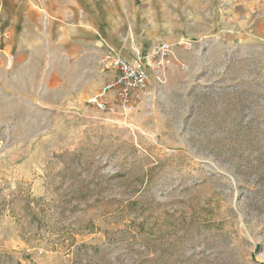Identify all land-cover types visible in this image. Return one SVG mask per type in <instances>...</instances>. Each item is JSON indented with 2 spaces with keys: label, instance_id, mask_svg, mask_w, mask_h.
I'll return each mask as SVG.
<instances>
[{
  "label": "rangeland",
  "instance_id": "obj_1",
  "mask_svg": "<svg viewBox=\"0 0 264 264\" xmlns=\"http://www.w3.org/2000/svg\"><path fill=\"white\" fill-rule=\"evenodd\" d=\"M142 3L172 54L131 113L87 104L108 49L0 36V264H264V0Z\"/></svg>",
  "mask_w": 264,
  "mask_h": 264
},
{
  "label": "crops",
  "instance_id": "obj_2",
  "mask_svg": "<svg viewBox=\"0 0 264 264\" xmlns=\"http://www.w3.org/2000/svg\"><path fill=\"white\" fill-rule=\"evenodd\" d=\"M143 1L0 0V36L15 38L12 43L21 50L27 37L35 36L33 32H47L62 46L57 53L65 61L83 60L98 48L131 60L134 52L151 49L145 50L149 37L145 39L140 32H159L153 23L158 11ZM166 32L174 31L168 28Z\"/></svg>",
  "mask_w": 264,
  "mask_h": 264
},
{
  "label": "built area",
  "instance_id": "obj_3",
  "mask_svg": "<svg viewBox=\"0 0 264 264\" xmlns=\"http://www.w3.org/2000/svg\"><path fill=\"white\" fill-rule=\"evenodd\" d=\"M171 54L172 45L166 41L158 42L148 52H134L131 60L105 52L102 66L113 74L112 80L88 98L87 104L102 113L133 112L152 78L157 85L163 83Z\"/></svg>",
  "mask_w": 264,
  "mask_h": 264
}]
</instances>
